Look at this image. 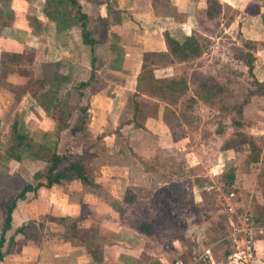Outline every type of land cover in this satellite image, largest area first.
I'll return each mask as SVG.
<instances>
[{
	"label": "crops",
	"instance_id": "obj_1",
	"mask_svg": "<svg viewBox=\"0 0 264 264\" xmlns=\"http://www.w3.org/2000/svg\"><path fill=\"white\" fill-rule=\"evenodd\" d=\"M220 2L238 10L224 24V29L231 33L234 24L241 41L255 45L250 49L255 56L252 72L258 81L264 82V0ZM79 3L93 20L92 32L99 40L92 48L83 43L78 24L59 29L45 11L47 0H0V200L15 196L26 185L32 186L24 198L16 200L10 212V228L3 246L5 255L0 264H172L163 247L157 261L149 224L143 223L150 228L149 233H144L139 230L142 224L134 228L125 221L122 212V205H131L138 199L129 192L126 177L134 176H126L128 166L136 164L147 186L159 181L160 173L172 174L159 156L139 157L136 149L141 146L144 134L142 128L127 123L132 115L128 97L136 91L142 53L168 52L165 31L181 37L194 34L198 13L207 7L206 0H79ZM223 16L222 11L220 19ZM92 51L104 85L83 91L81 104H89L86 128L76 136L70 129L63 130L58 152L70 150L77 154L90 145L89 152L95 154L89 161L93 184L73 179L47 186L43 178H34L48 166V158L35 156L45 134L54 127L46 108L70 89L73 80L89 78ZM13 54L17 56L12 58ZM245 106L242 120L250 125L242 130L257 138L263 151L264 97L254 95ZM126 114L127 119L123 118ZM77 119L74 110L70 126ZM14 122L19 132L27 134L24 142L33 145L32 151L28 150L31 158H27L25 145L22 158H11L2 152L12 149L8 132ZM166 130L165 141L173 143L168 137L169 129ZM138 133L140 136L136 138ZM162 139H159L161 146ZM233 148L224 153H233ZM248 169L243 180L262 183L261 155L257 162L249 163ZM155 202L161 204L157 198ZM8 204L0 214V232ZM60 216L76 218L79 227L97 230L101 261L93 259L84 243L62 238L64 227L55 220ZM18 229L21 231L17 232ZM218 242L215 240L210 246ZM254 245L251 264H264V232L255 235ZM230 253L224 250L223 258L214 254L201 264H228ZM175 254L184 260L180 250Z\"/></svg>",
	"mask_w": 264,
	"mask_h": 264
},
{
	"label": "rangeland",
	"instance_id": "obj_2",
	"mask_svg": "<svg viewBox=\"0 0 264 264\" xmlns=\"http://www.w3.org/2000/svg\"><path fill=\"white\" fill-rule=\"evenodd\" d=\"M236 10L232 6H223L224 16L219 19L222 25H215L213 22L199 23L198 19L196 20L193 35L199 38L202 45L203 51L200 56L181 63L175 60H163L154 64V74L157 76L173 78L183 76L189 82V90L176 104L156 99L161 109L166 103L177 112H181L187 122L184 123L187 125L178 126L176 120L171 118L168 126L161 116H148L142 121L145 125V128H142L144 137L141 146L136 149L141 154L140 158L149 159L155 154L166 161L170 159L169 157H176L174 159L179 162L181 172L179 174L171 171L172 174L160 173L162 176L159 177V181H154V185L147 186L141 179L136 164L126 169V176H134V178L126 177L129 192L133 197L137 195L138 199H135L131 205H122L125 221L132 224L134 228H138L137 226L143 223L149 224L152 232L150 239L154 240L157 261L161 255L160 247H163L162 251L168 253L167 255L173 261L172 264H176V260L186 263L194 250L205 248L212 250L210 256L200 264L210 260L214 254L223 258L224 250L234 252L236 246L233 239L228 236L230 229L223 204V195L232 189L235 191L233 201L237 212L247 218L248 223L262 225L264 221V180L262 183L254 179L243 180L244 172L249 170V164L245 161L248 153L247 144H245L246 147L242 143L237 144L233 146L235 149L233 153H224L227 150L225 142L235 137L237 128L232 123L234 112L228 110L221 113L220 106L242 100L250 89L249 83L252 80L244 61L238 57L239 46L243 44V41L238 36L236 26L233 24L231 33L224 29V24L228 23L229 18L233 19L238 11ZM90 27L92 31H95L93 23H90ZM247 47L251 49L255 45L248 43ZM105 54L107 55L106 52ZM194 70L214 77L225 88V93L219 97V101L217 99L215 103L209 104L194 95L191 77ZM253 76L255 77L254 74ZM139 98L145 102H152V99L145 94L140 95ZM161 112L158 111V114L161 115ZM128 117L126 114L123 118ZM168 129L183 137L173 143L165 141L163 134L164 130L167 132ZM244 129L247 130V126ZM125 130L129 129L125 128ZM139 136V133L136 134V138ZM12 137L10 130L9 142ZM161 137H163L162 146L161 141L159 142ZM255 140L258 141L257 138ZM23 149H25L24 146L22 151ZM2 152L4 155L15 158V149L6 148ZM29 152L26 151L27 158H31ZM260 155L264 158V150L261 149ZM227 156H232V159L224 161ZM153 163L154 161L151 164ZM229 172L235 175L236 183L234 182L232 186L227 185L223 177ZM171 182L180 184L176 197L168 191ZM156 198L159 199L160 205L156 204ZM3 210L4 207L0 208V214ZM215 240L219 242L213 247L210 246ZM178 250L184 260L175 254ZM227 263L237 264L230 256L227 257Z\"/></svg>",
	"mask_w": 264,
	"mask_h": 264
},
{
	"label": "trees",
	"instance_id": "obj_3",
	"mask_svg": "<svg viewBox=\"0 0 264 264\" xmlns=\"http://www.w3.org/2000/svg\"><path fill=\"white\" fill-rule=\"evenodd\" d=\"M206 3V9L203 12L198 13L199 23L213 22L215 25H219V19L221 18L223 11L222 3L220 0H206ZM45 11L47 12V15L57 23L59 29L78 24L81 29L83 43L90 45L91 48L99 41L94 38L90 27V23H92L93 20L89 19L88 15L83 12L79 0H47ZM164 36L168 45V52H145L143 54V63L141 71L137 77L136 91L129 94L128 97L129 104L132 106V115L131 118L127 120V123H131L135 128H145L142 121L148 116H161V119L167 122V125L171 118L176 120V125L178 126L184 127V125H187L185 124L187 123L186 119L181 112H177L166 103L161 109L158 101H156V99H158L176 104L180 97L186 94L189 90V82L187 78L183 76L178 78L156 77L154 74V64L163 60H175L181 63L195 59L202 53V45L199 38L193 34L181 37L177 35L172 36L168 31H165ZM248 43V41H243V44L239 46L240 52L238 57L244 61V64L247 67V72L252 77V80L249 83L251 87L247 90L242 100L222 105L220 106V111L221 113H225L228 110H232L234 112L232 123L237 128L234 133L235 137L225 142V149L232 148L241 143L247 144L248 153L245 161L249 164L258 161L261 148L254 137L243 132L242 129L245 126H249L250 122H244L242 120V114L244 106L250 101L252 96L257 95L264 97V82L258 81L253 76L252 71L255 56L248 47L246 48V44ZM12 56V58H14L17 55L13 54ZM96 62V54L92 51V68L89 78L86 81L73 80L70 89L61 96L55 98L46 108L47 114L54 121V127L45 134L44 141L38 145V152L36 153L43 158H48V166L41 172H37L34 175V178H43L47 186L53 183L70 181L73 179H77L83 184H93L92 176L89 173V161L95 156V154L89 152L90 145L87 148H83L81 153L74 154L70 150H67L64 153L58 152V143L60 134L63 130L70 129L72 135L76 136L86 128L89 104H81L84 94L83 91L86 88L92 90L104 85L103 82H100V77L97 72L100 65H97ZM191 77L194 85V95L204 102L213 104L217 99L218 101L220 100V96L224 95L225 88L214 77L206 76L196 70L192 72ZM141 93L149 96L152 99V102L140 100L141 98L139 97L142 95ZM33 95H36V93H33ZM74 110L78 113V119L74 125L70 126V119L73 117ZM158 111L159 113L162 111L161 115L158 114ZM11 131L13 136L10 142L12 145L11 147L12 149H15V158H19L22 151V144L27 138V134L18 131L16 122L12 124ZM169 133V138L173 142H176L183 137L182 135L175 134L172 130H169ZM24 144L27 150L32 151V144L29 142H24ZM130 150L132 151L131 148ZM37 154H35V156H38ZM169 158L170 159H167L165 162V169L169 171V173L171 171L172 173L179 174L182 169L179 162L174 159L176 157ZM173 165L176 167H171ZM223 177L227 185H233L235 179L234 173H226ZM178 189H180V184L177 182H171L168 191L176 197ZM29 190H32V186L26 185L23 190L15 196H11L6 200H0V208L9 202L6 207V215L0 232V262L5 255L3 246L5 243V233L10 228V212L14 207L16 200L24 198L25 193ZM55 220L64 227V232L62 233V238L64 240L84 243L93 259L101 261V258L98 255L99 246L96 243L100 237L97 230L91 227H79L76 224L77 219L70 216H60ZM139 229L143 232L149 233L150 228L147 224H142L139 226ZM18 231L21 230L18 229L17 232Z\"/></svg>",
	"mask_w": 264,
	"mask_h": 264
},
{
	"label": "built area",
	"instance_id": "obj_4",
	"mask_svg": "<svg viewBox=\"0 0 264 264\" xmlns=\"http://www.w3.org/2000/svg\"><path fill=\"white\" fill-rule=\"evenodd\" d=\"M234 197V189L223 195V204L227 212V224L230 229L228 236L233 239L236 246L234 252H231L229 256L237 264H251L255 256L254 237L256 234L264 232V224L248 223L246 221L247 218L237 212L233 201ZM210 253V248L194 250L189 261L186 263L179 261L176 264H199L201 261L206 260L210 256Z\"/></svg>",
	"mask_w": 264,
	"mask_h": 264
}]
</instances>
